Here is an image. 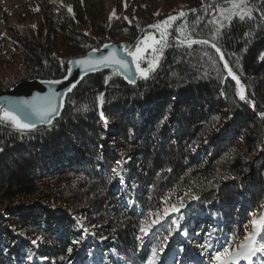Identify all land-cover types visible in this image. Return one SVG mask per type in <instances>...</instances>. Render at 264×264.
Returning <instances> with one entry per match:
<instances>
[{"label":"trees","instance_id":"1","mask_svg":"<svg viewBox=\"0 0 264 264\" xmlns=\"http://www.w3.org/2000/svg\"><path fill=\"white\" fill-rule=\"evenodd\" d=\"M248 3L251 18L220 20L226 0H190L147 79L130 83L104 67L72 86L49 124L20 131L0 122V264H148L152 249L162 248L164 229L147 237L142 254V221L172 193L182 197V219L192 205L190 224L201 213L204 228L218 232L211 241L236 245L252 210L264 213V0ZM90 5L43 0L35 27L0 38V93L24 81H62L73 59L112 43L133 50L160 22L157 9L143 2L110 17ZM185 36L217 37L244 100L220 54L210 44L181 43ZM102 118L110 129L106 142ZM103 143L111 152L101 150ZM123 154L132 159L127 194L112 171ZM184 226L182 233L198 243L200 224L190 233ZM87 227L109 239L83 255L78 247ZM182 247L177 242L163 262L157 253L155 264H200L194 255L178 261ZM253 264H264V254Z\"/></svg>","mask_w":264,"mask_h":264},{"label":"rangeland","instance_id":"2","mask_svg":"<svg viewBox=\"0 0 264 264\" xmlns=\"http://www.w3.org/2000/svg\"><path fill=\"white\" fill-rule=\"evenodd\" d=\"M41 1L43 0H0V38L12 37L14 33L13 30L15 28H24V27H29V26L35 27L39 22V17L37 13L39 12V4ZM50 1L73 3L74 1L83 2L84 0H50ZM197 1L199 3H203L207 0H197ZM87 2L91 3L90 7L95 8L99 12H104L105 16H108V17L112 16L113 13L118 12V7L120 9H127L128 6L134 5L138 2H143V3H146L148 7L157 9L160 15V22H162L168 19L169 16L179 17V13L181 12L185 13L186 6L188 5V2H190V0H87ZM124 16L127 17L128 15L124 13ZM175 21L172 22V25L175 23ZM155 30L156 32L152 31L149 34L159 39L160 32L157 29ZM167 31H168V36H167V40H168V38L172 36V33L171 31H169V29H167ZM143 39L141 43L143 42ZM154 46L159 47V45H154ZM123 55L124 56L126 55V57L129 58L132 64L133 71L137 73L136 65L135 63H133L132 57L128 56L126 51H123ZM152 55H153L152 49L149 48L147 52L144 53L145 60L141 61L142 67L147 66V60L151 59ZM143 65H146V66H143ZM232 71L234 73V70ZM142 113H140L139 119L143 118ZM105 121H107V119L102 118V121L99 126L104 131V133L101 136L102 139L104 140L103 142H106L105 138L110 131L108 127V122H107V126H105ZM139 130L140 129L136 130L137 133ZM110 135H111V139H113L114 136L111 133ZM101 150L110 151L109 144L103 143L101 145ZM117 163L118 164H117L116 169L118 170L119 174L117 175L114 173V181L117 184H119L120 188L123 189L125 193L127 194L125 177H126V170L127 171L130 170V168L132 167V159L131 157H128L125 154H123V156L119 158ZM181 202H182V197L177 196L174 193L160 200L159 208L153 213L159 212V214L163 218L161 219L160 223L154 225L147 234L141 232L139 236V241H138L139 250L142 249L141 253L143 254V252L145 251V247H147L149 243L147 237L150 238L152 236H157L164 229L162 233V241H163L162 248L157 250V253H159V257L166 256L169 253V250L172 251V248L176 247V243L179 242V243L185 244L186 247H182L181 250L178 251V258L194 255V257L200 264H215V262L211 260V257L215 254L216 251L222 250L223 247H227V246L224 244V241L220 242V237L211 241L210 238L214 237L213 236L214 233H215L214 238H216L218 236V232L217 231L214 232L213 229H210V226L204 228L205 221L200 222L201 218L203 217L201 216V213L199 215L201 216V218L199 216L198 218L194 217L195 221L199 219L197 222L192 221L191 224L189 223L190 216L192 214L191 212L195 209V207H193L192 205L191 206L188 205L183 209V210H186L185 212H187L184 214L185 216H187L185 218L186 220L182 219V217L180 216V210L171 211V208L173 206L177 207L180 205ZM165 208L169 209L167 216L163 215ZM252 211L253 212L250 214L249 221L253 219V214H255L256 212V210H252ZM154 218L155 216L150 217L147 215L142 222L147 221L148 223H150L151 220ZM192 223L200 224L199 227L201 229V234L203 233V236L198 241V243L194 242L193 239H191L189 236H186L185 234L182 233V229H183L182 224L186 225L184 226L185 232L190 233L191 228L192 230L194 229V224ZM172 224H174L173 227H172ZM90 227H93V226H90ZM90 227H87L85 229V234L81 235L83 242L78 247V252L81 251L83 255L86 254L85 249L86 247H88V245H90L92 248L99 247L103 245L109 239L107 235L105 237H99L97 235V231L92 230ZM251 230H252L251 226L247 227V229L245 228L243 232V236L240 239H238V241H236V245L240 244L241 241H243L246 235V231H251ZM91 241L93 242L92 245L90 244ZM219 242H220V247H218ZM151 243H150V246H151ZM209 245H211V247H209ZM178 247H180V245ZM178 247L175 248L176 251L179 249ZM200 249H203L204 251L201 252ZM70 258L71 259L74 258L73 254L70 255ZM185 261L188 263L187 259H185ZM245 262L246 261H241L240 263H245Z\"/></svg>","mask_w":264,"mask_h":264},{"label":"snow or ice","instance_id":"3","mask_svg":"<svg viewBox=\"0 0 264 264\" xmlns=\"http://www.w3.org/2000/svg\"><path fill=\"white\" fill-rule=\"evenodd\" d=\"M226 4L230 6L219 7L220 20H231L233 17H238L240 20H244L246 17L251 18L253 8L249 6L248 0H226ZM69 11H71V8H69ZM113 15H115V13H113ZM179 16H184V13H179ZM177 18V16H169L168 19L149 26L151 28L157 29L160 32L159 39L149 34L144 37L142 43L138 41L134 50L125 49L127 55L132 57L133 63L136 65V71L142 78L147 79L149 75L153 73L159 66V60L163 54V48L167 46V29L171 28L172 22ZM220 20H217L216 22L220 23ZM177 31L181 32L183 35V28H179ZM217 32H219V29H217ZM216 38L217 37L214 36L213 40L210 41L207 39L196 40L189 36H185L180 42L187 43L189 47H191L192 44H210L211 48L215 49L216 53L220 54V59L224 61V69L227 70V74L236 81V84L239 87V98L244 100L246 98L244 86L240 83V80L235 75V73H233L231 67H229L227 60H224V55L221 52L220 47H218L217 43L214 42ZM154 45H159V47H155ZM149 48L152 49L153 55L151 59L147 60V66L142 67L141 61L145 60L144 53L147 52ZM209 59H211V57H209ZM261 59H264V57H261ZM75 63L90 70L100 66H118L125 72L129 71L128 62L125 59L118 57L115 51L108 53V55L101 56L95 60L85 58L78 60ZM129 82L131 83L134 81L130 80ZM47 83L59 84L60 81L52 80L47 81ZM69 91H71V89H69ZM57 96L58 93L52 91L49 95L44 97L34 96L31 100H21L14 108L0 105V122L10 123L14 128L20 131L31 130L35 127V124L22 119L21 116L18 115V112L22 111L25 112V115L35 116L41 122L47 121L54 113L58 111L56 106ZM98 100L101 104H103L104 97L102 94L98 97ZM259 115L264 118V112L259 113ZM105 126H107V121H105ZM112 171L117 175L119 174L117 169H113ZM192 199H198V197L193 196ZM180 207H183V204H181ZM261 207L264 208V205ZM178 210L179 209L175 206L171 208V211ZM168 212L169 209L165 208L163 215L167 216ZM148 216H155V218L152 219L150 223L147 221L142 222L140 231L145 234H147L154 225L160 223L161 219L163 218L159 212L153 213L152 211L148 212ZM250 224L252 230L246 231V235L240 244L229 245L227 247H223L222 250L215 252V254L211 257V260L214 261L215 264H240L241 261H246L247 264H253V258L256 257L257 254H264V240H257V237L260 236L262 232H264V213H261L259 216L253 214V219L250 221ZM247 227L248 226L246 225L245 228L247 229ZM209 247H211V245H209ZM68 251L71 253L72 249L69 248ZM156 254L157 250L153 248L152 256L149 258L148 264H155Z\"/></svg>","mask_w":264,"mask_h":264},{"label":"water","instance_id":"4","mask_svg":"<svg viewBox=\"0 0 264 264\" xmlns=\"http://www.w3.org/2000/svg\"><path fill=\"white\" fill-rule=\"evenodd\" d=\"M113 51L116 52V55L118 57L123 58L128 62L129 71L125 72L123 69H120L118 66H108V67H114L118 69L121 73H123L127 79L136 81L139 74L133 71L132 64L129 58H127L126 55L125 56L123 55V51L125 50L123 49L122 45L120 43H112L110 45H106L98 52H91L84 56H79L73 59L72 68L69 76L66 79L60 81L59 84H49L47 82H39V81H24L19 83L9 91L1 92L0 105L14 108L17 104H19L21 100H31L34 96L44 97L49 95L50 92L55 91L56 93H58V96L56 98V106L58 108V111L54 113L49 120L41 122L35 116L25 115V112L22 111L18 112V115H20L21 118L25 119L27 122L34 123L35 126H39L42 124L47 125L55 117L59 115L61 108L63 106L65 95L67 92H69V89H71L72 86L76 84L83 75L104 68V66H100L90 70L86 67L76 64L75 62L85 58H90L95 60L101 56L108 55V53Z\"/></svg>","mask_w":264,"mask_h":264}]
</instances>
